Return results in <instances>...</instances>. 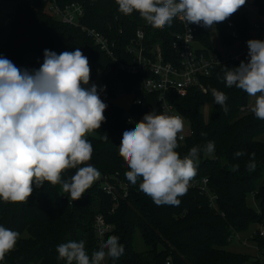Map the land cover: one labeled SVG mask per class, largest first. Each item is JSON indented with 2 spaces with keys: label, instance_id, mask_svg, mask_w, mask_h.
<instances>
[{
  "label": "trees",
  "instance_id": "obj_1",
  "mask_svg": "<svg viewBox=\"0 0 264 264\" xmlns=\"http://www.w3.org/2000/svg\"><path fill=\"white\" fill-rule=\"evenodd\" d=\"M12 1L13 12L0 29V56L19 68L32 70L39 69L43 63L45 49L59 54L80 48L89 60L90 77H99L101 87L106 86L100 91V98L108 107L104 113L106 122L86 136L94 149L91 160L86 163L102 173V182L90 187L82 198L72 203L60 184L53 186L49 182L40 188L33 185L34 191L27 203L0 199V225L20 233L14 250L6 253L0 264H67L66 260L58 258L56 248L72 240H84L91 255L101 245L94 232L95 218L99 214H104L113 226L105 241L112 235L118 236L125 249L119 259H111L109 264H264L259 257L251 259L250 255L228 248L233 236L259 225L264 219V120L257 119L252 110L242 113L240 109L249 106L248 94L234 86L227 87L223 81V66L238 67L247 58L213 66L211 75L204 80L205 92L192 90L184 97L170 93L178 112L190 121L193 129V134L183 142L178 140L176 151L183 157L192 147L200 146L198 173L193 180H209L216 207L211 206L210 198L197 187L188 188L185 195L178 197L179 206H157L139 190V181L133 186L126 179L125 172L129 169L119 155L123 132L134 128L135 123L153 109L158 113L162 111L158 94L139 90L143 75L129 73L118 63L134 62L135 55L129 53L128 47L133 45L137 29L146 21L135 10L130 15L121 13L115 0H56L60 7L72 2L83 4L85 14L81 23L115 42L114 59L81 27L55 17L49 10L52 0ZM250 4L256 5L259 15L264 16V0H246L229 19L216 24L224 45L233 43L230 30L235 29L241 37H247L252 31ZM198 28V39L214 50L210 33L204 27ZM181 30L175 21L161 29L150 26L144 44L160 43L166 54H174L172 33ZM212 88L227 95V113L215 103ZM120 91L134 92L136 98L142 99L129 110L135 123H129L126 111L113 102ZM205 104L211 105L208 119L202 111ZM105 133L108 141L100 139ZM208 141L215 142L212 154L203 151ZM237 151L245 155L236 157ZM252 153H255L256 167L248 171ZM75 172V168L65 169L62 179H69ZM107 180L127 185V195L124 197L120 188L117 198L106 194L102 185ZM253 192L258 209L248 203ZM112 208L115 212L108 215ZM137 229L148 251L135 249ZM254 240L264 255V237L258 233Z\"/></svg>",
  "mask_w": 264,
  "mask_h": 264
},
{
  "label": "clouds",
  "instance_id": "obj_2",
  "mask_svg": "<svg viewBox=\"0 0 264 264\" xmlns=\"http://www.w3.org/2000/svg\"><path fill=\"white\" fill-rule=\"evenodd\" d=\"M119 11L130 15L139 12L153 28L171 26L179 17L198 27L214 28L236 13L246 0H115ZM247 61L238 67L223 66V81L255 97L252 112L264 120V40L247 41ZM39 69H22L0 56V199L4 202L27 203L35 188L45 182L60 184L69 200L83 194L101 176L90 163L93 146L87 134L101 128L108 105L100 98V91L90 87V65L80 48L57 54L45 49ZM217 105L228 112L227 95L211 89ZM259 94V95H258ZM129 123H132L129 120ZM184 129L181 115L153 111L144 114L135 127L125 130L119 145V155L128 167L125 177L157 206H179L196 177L200 146L192 147L183 157L176 151L179 135ZM206 136V133H201ZM100 139L108 141L105 135ZM203 151L212 154L215 142L208 141ZM236 157L245 155L237 151ZM255 153L247 164L253 171ZM84 165L83 167H78ZM238 168V165L235 166ZM75 168L69 179L62 172ZM20 233L0 225V262L14 250ZM84 240L68 241L56 248L59 259L67 264H102L106 258L119 259L124 246L112 235L99 250L88 254Z\"/></svg>",
  "mask_w": 264,
  "mask_h": 264
},
{
  "label": "built area",
  "instance_id": "obj_3",
  "mask_svg": "<svg viewBox=\"0 0 264 264\" xmlns=\"http://www.w3.org/2000/svg\"><path fill=\"white\" fill-rule=\"evenodd\" d=\"M49 10L63 23L81 27V29L93 39L96 45L110 57L115 59V42H111L105 34L81 23L80 20L85 14L83 4L72 2L65 7H60L56 0H52ZM259 16V22L253 25L252 31L247 37H241L235 29L230 30V34L233 38L232 44L237 43V47L236 50L226 53L225 57L216 49L213 50L198 39V26L195 24L187 25V23L179 17L173 19V21L182 27L181 31L172 33L173 40L171 42V48L174 50V54H166L160 43L146 46L144 40L146 38L147 28H149L150 25L145 22L144 25L137 29L136 39L133 45L128 47L129 53L135 55L134 62L128 64L118 61L119 66L129 73L143 75L144 78L139 90L146 94H158L162 111L167 112L169 115L179 114L183 117L184 129L183 132L179 134L184 137L183 140H179L183 142L188 136L193 134V129L191 128L190 121L178 112L176 105L171 99L172 95H170V93L184 97L192 90L205 92L206 85L204 80L211 75L213 66L223 64L228 60L239 61L243 57L248 58L247 41L250 39L264 40V16ZM121 92L122 91L119 93ZM141 101L142 99L139 96L135 99L134 103L140 104ZM251 110L252 107L250 105L240 109L242 113ZM125 116L128 120H131L132 123H135L130 111L126 112ZM190 187L199 188L201 192L205 193L210 198L211 206L216 207L215 195L209 189L208 179H203L201 181L193 180L190 182L189 188ZM119 188L123 192V195L126 196L128 189L127 185L124 183H111L107 180L102 185L103 191L114 198L118 197L117 192ZM252 195L255 197L254 192ZM70 203H72V201ZM256 208L258 209V206ZM112 210L114 211L115 209L113 208ZM258 226L259 235L264 237V219ZM110 229L111 224L106 221L105 215H97L94 222V232L100 244L104 242V238L107 236ZM167 264H169V262H167Z\"/></svg>",
  "mask_w": 264,
  "mask_h": 264
},
{
  "label": "rangeland",
  "instance_id": "obj_4",
  "mask_svg": "<svg viewBox=\"0 0 264 264\" xmlns=\"http://www.w3.org/2000/svg\"><path fill=\"white\" fill-rule=\"evenodd\" d=\"M248 11H249L250 23H251V26L253 27V25L258 23L260 20L258 8L256 5L250 4L248 5ZM12 12H13V1L12 0H0V29L2 28V26L6 24ZM205 29L210 33L212 37V41L215 45V49L219 53H221L223 57H225L226 53H228L229 51L236 50L237 43L230 44L228 46L224 45V43L222 42V40L220 39L217 33L216 25L214 26V28H205ZM92 84L97 85L99 89L101 87V79L99 77H96L95 79H92L90 77L89 85L85 87H90ZM248 98H249V105L253 108L255 105V97H251L248 95ZM135 99H136V95L134 92H123L115 96L113 99V102L117 106L125 110L126 112H129V110L134 104ZM202 111L204 113L205 118L208 119L210 116V112H211V105L205 104L202 108ZM90 134H93V132H91ZM102 180H103V175L101 173L100 178L96 180L93 183V185H95L96 183L102 182ZM248 203L252 207L258 206L257 202L255 201V197H253L252 194L249 196ZM112 209L108 211V215H111L115 212V210L113 211ZM258 228H259L258 224H255V225H252L248 231L242 232V233H239L233 236L230 240V244L228 248L232 250L233 252L250 255L251 259H257L259 257L264 262L263 252L259 250L258 243L255 242L254 240L255 235L258 234ZM112 230H113V226H111V229L109 232H111ZM105 239L106 237L104 238V242H105ZM134 247L139 252H144V251L149 250V248L144 243V239L139 229L135 231ZM110 260L111 258H106L102 262V264H109ZM247 264H250V263H247Z\"/></svg>",
  "mask_w": 264,
  "mask_h": 264
}]
</instances>
